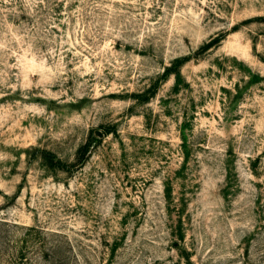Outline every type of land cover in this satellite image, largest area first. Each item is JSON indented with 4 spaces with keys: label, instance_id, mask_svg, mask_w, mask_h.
<instances>
[{
    "label": "rangeland",
    "instance_id": "374dc122",
    "mask_svg": "<svg viewBox=\"0 0 264 264\" xmlns=\"http://www.w3.org/2000/svg\"><path fill=\"white\" fill-rule=\"evenodd\" d=\"M0 264H264V0H0Z\"/></svg>",
    "mask_w": 264,
    "mask_h": 264
}]
</instances>
